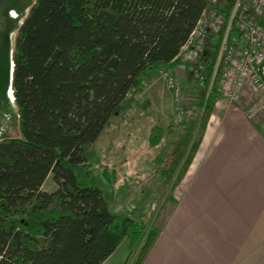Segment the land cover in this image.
I'll use <instances>...</instances> for the list:
<instances>
[{"label": "trees", "instance_id": "obj_1", "mask_svg": "<svg viewBox=\"0 0 264 264\" xmlns=\"http://www.w3.org/2000/svg\"><path fill=\"white\" fill-rule=\"evenodd\" d=\"M30 1L7 24L4 61L0 53V264H103L124 240L122 264H143L158 232L144 235L133 218L108 209L83 149L148 73L172 69L206 7L221 4L224 25L202 58L209 83L235 0ZM220 72L177 136L171 127L150 129L151 148L166 131L174 137L160 170L171 190L220 98Z\"/></svg>", "mask_w": 264, "mask_h": 264}, {"label": "crops", "instance_id": "obj_2", "mask_svg": "<svg viewBox=\"0 0 264 264\" xmlns=\"http://www.w3.org/2000/svg\"><path fill=\"white\" fill-rule=\"evenodd\" d=\"M178 60L172 69L183 90L192 79L187 68L177 73ZM242 106L223 96L215 103L143 264H264V119L248 121ZM128 246L103 264L123 262Z\"/></svg>", "mask_w": 264, "mask_h": 264}, {"label": "rangeland", "instance_id": "obj_3", "mask_svg": "<svg viewBox=\"0 0 264 264\" xmlns=\"http://www.w3.org/2000/svg\"><path fill=\"white\" fill-rule=\"evenodd\" d=\"M0 1L19 16L31 3L30 0ZM221 10L223 6L219 4L213 11ZM14 14L12 15L15 16ZM220 14L224 15L223 12ZM206 15L208 17V13ZM262 16L264 17V13ZM260 21L259 24L264 28V20ZM12 26H15V22ZM214 36L208 37L204 51L206 56L213 47ZM6 47L7 42L3 48V61ZM178 61L181 63V60ZM183 88L187 90L184 92V99L177 101L162 79L160 71L148 73L142 88L126 97L122 103V111L109 120L92 145L83 149L88 163L93 166L95 186L102 191L108 209L120 216L133 218L143 227L144 235L150 230L157 231L162 223L158 219L160 211L164 206L166 209L170 207L167 200L172 197L173 192L165 184L160 170L167 147L174 137L166 131L163 143L157 148H151L148 146V135L151 127L159 124L165 130L171 127L177 136L181 131L179 123L182 118L179 117L187 113L195 114L196 103L203 92L193 80L187 88ZM9 91L10 89L8 96ZM8 135L16 136L17 132L11 131ZM52 188L51 178H48L43 190L49 191ZM127 249L129 251V246ZM137 250L138 248L135 249L136 252ZM132 260L133 256L129 261Z\"/></svg>", "mask_w": 264, "mask_h": 264}, {"label": "built area", "instance_id": "obj_4", "mask_svg": "<svg viewBox=\"0 0 264 264\" xmlns=\"http://www.w3.org/2000/svg\"><path fill=\"white\" fill-rule=\"evenodd\" d=\"M263 13L264 0H235L209 83H206L202 58L208 37L217 35L224 25L220 13L207 6L177 56L181 60L177 64V73L187 68L191 79L203 92L202 96L210 92L220 66L217 92L230 104L242 103L248 121L264 119V28L259 24ZM232 29L236 31L234 36H231ZM160 74L173 98L184 99L185 93L174 70L160 71ZM179 118L183 119V116Z\"/></svg>", "mask_w": 264, "mask_h": 264}, {"label": "flooded vegetation", "instance_id": "obj_5", "mask_svg": "<svg viewBox=\"0 0 264 264\" xmlns=\"http://www.w3.org/2000/svg\"><path fill=\"white\" fill-rule=\"evenodd\" d=\"M6 8L7 6H5L4 3L0 1V53L6 43V33L8 28L7 24L16 18V14H14V12H9L8 17ZM12 14H14L15 16H13Z\"/></svg>", "mask_w": 264, "mask_h": 264}, {"label": "bare ground", "instance_id": "obj_6", "mask_svg": "<svg viewBox=\"0 0 264 264\" xmlns=\"http://www.w3.org/2000/svg\"><path fill=\"white\" fill-rule=\"evenodd\" d=\"M9 93H10V94H9V96H11V97H12V94H11L12 92H11V91H9ZM11 97H10V99H12Z\"/></svg>", "mask_w": 264, "mask_h": 264}]
</instances>
